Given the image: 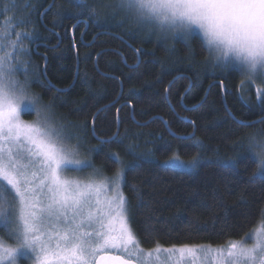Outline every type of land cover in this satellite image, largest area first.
Wrapping results in <instances>:
<instances>
[{"label":"trees","instance_id":"16d2710c","mask_svg":"<svg viewBox=\"0 0 264 264\" xmlns=\"http://www.w3.org/2000/svg\"><path fill=\"white\" fill-rule=\"evenodd\" d=\"M75 3L0 0V27H9L6 45L19 46L88 168L111 175L123 162L122 192L139 244L223 245L264 223V174H251L244 144L245 133L264 127V99L238 88L235 68L211 65L198 37L191 51L178 42L167 52L105 10L104 0H85L94 11ZM175 157L183 166L170 163ZM193 157L195 166L187 163Z\"/></svg>","mask_w":264,"mask_h":264},{"label":"snow or ice","instance_id":"6c2138e0","mask_svg":"<svg viewBox=\"0 0 264 264\" xmlns=\"http://www.w3.org/2000/svg\"><path fill=\"white\" fill-rule=\"evenodd\" d=\"M229 2L250 5L248 15L253 20H264V0ZM83 9L94 11L89 5ZM16 66L22 68L25 78L29 77L31 70L27 64ZM3 67L0 62V77ZM260 95L264 99V92ZM59 136L61 132L53 135L17 118L14 105L10 101L5 103L0 94V181L18 197L12 215L0 205V219L15 224L12 230L17 233L18 244L16 248H7L0 241V264H4L5 258L7 264H19L21 259L38 264H130L124 256L133 255V251L140 257L139 264H145L143 250L129 247L136 241L125 217L124 196L116 192L106 198L101 208L99 186L64 178L66 169L85 165L64 154L57 142ZM197 160L198 157H193L190 160L193 163H187L194 165ZM112 250L120 254H111ZM162 250L181 256L185 253L195 256L199 252L204 258L214 251L195 245ZM154 251L159 253L161 246L157 244ZM215 251L223 257L222 250ZM147 255L151 257L152 251ZM224 259L227 264H264V240L252 248L233 244Z\"/></svg>","mask_w":264,"mask_h":264},{"label":"clouds","instance_id":"9594fccd","mask_svg":"<svg viewBox=\"0 0 264 264\" xmlns=\"http://www.w3.org/2000/svg\"><path fill=\"white\" fill-rule=\"evenodd\" d=\"M76 3L80 8L87 5L85 0ZM103 7L156 37L167 52L174 51L178 42L191 51L193 37H198L211 65L235 68L249 81H264V20H253L248 4L229 0H104ZM0 62L4 65L0 94L5 103L14 105L19 119L27 105L33 113L31 122L44 132H61L57 142L64 154L78 160V148L66 138L52 103L32 88L28 78H21L7 51L0 55ZM244 144L253 159L251 174H264V127L245 133Z\"/></svg>","mask_w":264,"mask_h":264},{"label":"rangeland","instance_id":"374dc122","mask_svg":"<svg viewBox=\"0 0 264 264\" xmlns=\"http://www.w3.org/2000/svg\"><path fill=\"white\" fill-rule=\"evenodd\" d=\"M7 28V32L9 31V27H0V55H2L5 51H7L13 61L16 64H25L24 61L22 60L23 58L21 57L19 53V46L13 47L12 43L7 46V40L9 37V34L4 35V30ZM18 74L21 76V78H24V73L21 67H17ZM30 76V83H31V78H32V71ZM243 87L246 89L247 87H251L253 92L256 94L255 97L259 99L261 97L260 93L264 92V81L262 80H256V81H249L243 78L242 80ZM33 118V113L31 109L25 105L24 110H23V116L22 120L25 122H31ZM64 129H65V135L66 138L73 144H76V141L74 139L75 136L73 134L72 128L65 124ZM4 147H8L7 143H4ZM78 152V160L82 162L83 165L85 166H80V167H70L65 170L63 176L64 178L74 180L77 182H81L84 184L88 183H95L97 186H99V200H100V207H104V202L106 198H110L114 196L116 192H120L123 196L122 192V179H123V173H124V166L122 165L123 162L119 160L118 167L116 171L111 174V175H106L104 173H100L96 169L93 168H88L89 162L86 157L82 155V151L79 147ZM170 163H174L183 166L184 162H182L180 159L176 160L175 158L170 160ZM123 166V167H122ZM0 205L4 206L10 215L13 213V204L14 202L18 203V197L16 196L15 192L8 188L7 185H5L2 181H0ZM125 198V197H124ZM93 213L96 214V209H92ZM124 212H125V217L128 221V216H127V210H126V200H125V205H124ZM18 214V210H17ZM16 223H20V221L16 220ZM0 225H1V234H0V241L3 242L4 246L7 248H16L18 247L16 236L17 233L14 232L12 229L15 227L14 223L11 222H5L4 220L0 219ZM129 225V222H128ZM130 227V226H129ZM91 231V229H89ZM4 233L3 236H1ZM54 235V234H53ZM134 236V235H133ZM4 239H2V238ZM135 238V236H134ZM262 240H264V223L263 220L260 219L258 223L251 229L248 233L243 235L239 239H234L231 240L223 245H209V244H198L195 246H202V247H209L213 249L214 251L212 252L211 256L208 258H204L199 252L196 253L195 256H191L187 253H185L183 256L179 253H175L173 255H169L165 252H163L162 249L164 248H169L172 246H161V251L159 253H156L154 249L156 246L151 247V248H143L137 239L135 238L136 244L135 245H130V248H139L142 249L143 252L145 253L144 255V261L145 264H218V261L220 264H227V261L224 259L227 257V252L231 248L233 244H236L238 246H244L247 248H252L254 245H258ZM55 242V241H54ZM184 246V245H180ZM188 246H193V245H188ZM216 249H220L223 251V257L219 255L218 252H216ZM152 251V256L149 257L147 255L148 252ZM113 253L115 254H120L116 252L115 250H112ZM31 256V253L28 254ZM127 259H132L135 262L139 264L140 257L138 256L137 252L133 251V255L124 256ZM4 264H7V259L5 258ZM19 264H38V262H34L33 260H24L21 259L19 261Z\"/></svg>","mask_w":264,"mask_h":264},{"label":"flooded vegetation","instance_id":"af4514ba","mask_svg":"<svg viewBox=\"0 0 264 264\" xmlns=\"http://www.w3.org/2000/svg\"><path fill=\"white\" fill-rule=\"evenodd\" d=\"M75 4H77V3H75ZM85 24H84V26L82 27L83 29V31L80 33V41L82 42V40H83V38H84V33L86 32V30H87V26H88V22L86 21V22H84ZM75 27V26H74ZM74 27H71L70 29H69V31H70V35H71V40H72V42H73V46L75 45L74 44V41H73V30H74ZM75 47V46H74ZM31 51H32V53H34L35 55L38 53V50H37V44H34V43H32V45H31ZM29 51H30V46H29ZM45 59V58H44ZM42 66V70H43V66H44V64L43 65H41ZM42 73H43V71H42ZM43 75H44V73H43ZM37 78H39V77H37ZM45 79V78H44ZM41 79L39 78V80H37V79H31V86H32V88L33 89H35V90H38V86L37 85H39V84H42L41 83V81H40ZM243 87V83H241V85H239V87L238 88H242ZM239 93H240V91H239ZM254 95H256L255 93H254Z\"/></svg>","mask_w":264,"mask_h":264},{"label":"water","instance_id":"95a60500","mask_svg":"<svg viewBox=\"0 0 264 264\" xmlns=\"http://www.w3.org/2000/svg\"><path fill=\"white\" fill-rule=\"evenodd\" d=\"M219 84L222 85L221 82H219ZM111 254H115V253L111 252ZM124 258H125V257H124ZM125 259H127V258H125ZM127 260L130 261V264H138L137 262H135V261L132 260V259H127Z\"/></svg>","mask_w":264,"mask_h":264}]
</instances>
